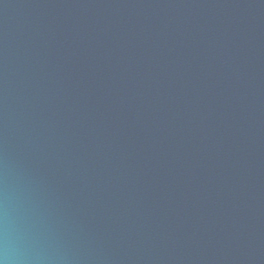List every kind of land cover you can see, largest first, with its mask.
<instances>
[{
  "label": "water",
  "instance_id": "95a60500",
  "mask_svg": "<svg viewBox=\"0 0 264 264\" xmlns=\"http://www.w3.org/2000/svg\"><path fill=\"white\" fill-rule=\"evenodd\" d=\"M0 260L264 264V0H0Z\"/></svg>",
  "mask_w": 264,
  "mask_h": 264
},
{
  "label": "clouds",
  "instance_id": "9594fccd",
  "mask_svg": "<svg viewBox=\"0 0 264 264\" xmlns=\"http://www.w3.org/2000/svg\"><path fill=\"white\" fill-rule=\"evenodd\" d=\"M0 264H7L6 260H0Z\"/></svg>",
  "mask_w": 264,
  "mask_h": 264
}]
</instances>
